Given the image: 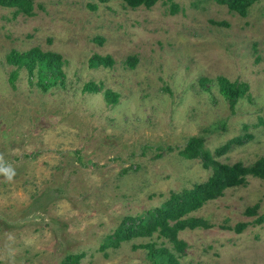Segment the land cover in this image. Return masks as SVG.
Here are the masks:
<instances>
[{
  "label": "rangeland",
  "instance_id": "1",
  "mask_svg": "<svg viewBox=\"0 0 264 264\" xmlns=\"http://www.w3.org/2000/svg\"><path fill=\"white\" fill-rule=\"evenodd\" d=\"M32 3L31 16L0 5V156L15 171L11 181L0 175V264L82 254L80 264L167 263L135 248L150 243L180 264H264V180L251 176L186 217L209 227L180 231L182 251L159 232L102 248L131 219L213 176L182 156L192 137L221 164L264 158V0L245 15L215 0ZM35 48L62 56L59 68L46 75L32 57L8 62ZM96 55L114 65L91 67ZM221 77L246 92L232 98Z\"/></svg>",
  "mask_w": 264,
  "mask_h": 264
},
{
  "label": "trees",
  "instance_id": "2",
  "mask_svg": "<svg viewBox=\"0 0 264 264\" xmlns=\"http://www.w3.org/2000/svg\"><path fill=\"white\" fill-rule=\"evenodd\" d=\"M107 2L110 0H101ZM131 9L141 7L152 8L160 0H122ZM220 4L229 5L230 10L236 11L245 15L247 9L257 0H215ZM0 5L5 7H15L18 13L33 15L32 0H0ZM179 7L175 4L171 6V13L176 14ZM27 57H32L36 65L40 67L41 74L47 75L48 71L53 72L62 62V56L52 52H42L35 48L27 54H19L12 52L8 56V62L13 65L23 66L28 65ZM135 62V61H134ZM110 67L114 65V60L111 57H103L96 55L90 60V66L93 68L99 66ZM132 65L134 63L132 61ZM17 76V71L14 73ZM59 77V76H57ZM223 91L232 98H238L247 90V85L232 83L227 78L219 79ZM84 91L97 93L99 89L94 84L85 86ZM107 101L109 103L117 102L118 96L113 93H107ZM238 143H242L238 140ZM231 143L224 146L218 151V156L228 152ZM185 159H201L205 166L213 167V176L204 184L197 185L191 190L183 191L182 193H174L169 201L161 208L156 209L148 218L131 219L132 224L125 228L117 230L113 235L106 238V243L102 246L103 249L119 248L122 243L129 242L134 238L152 237L154 233L159 232L161 237L167 238L175 245L177 251H182L186 246L185 243L178 239V233L185 229H196L199 227H209L207 222L202 218H186L191 213L200 210L207 202L216 200L224 194L227 188L245 185L249 176L264 180V158L259 160L251 167L244 166L242 163L234 165H225L217 162L212 153L205 148L204 139L200 137H192L184 151H181ZM254 209H248L247 214H255ZM259 223H264V217H261ZM173 222V225H170ZM249 224H241L236 229L238 233H242ZM136 249H146L153 260L160 258L167 261L164 264H180L176 255L165 248H156L155 244H146L135 246ZM82 255L68 256L63 264H80ZM161 261H157L159 263ZM163 264V263H161Z\"/></svg>",
  "mask_w": 264,
  "mask_h": 264
},
{
  "label": "clouds",
  "instance_id": "3",
  "mask_svg": "<svg viewBox=\"0 0 264 264\" xmlns=\"http://www.w3.org/2000/svg\"><path fill=\"white\" fill-rule=\"evenodd\" d=\"M0 175H3L6 180L11 181L15 176V171L11 166H5L3 163V157L0 156Z\"/></svg>",
  "mask_w": 264,
  "mask_h": 264
}]
</instances>
